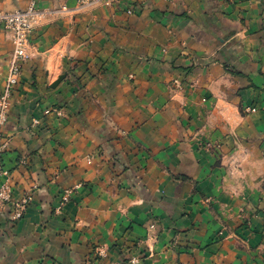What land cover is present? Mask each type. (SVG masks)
Here are the masks:
<instances>
[{"label":"crops","instance_id":"0c3cea01","mask_svg":"<svg viewBox=\"0 0 264 264\" xmlns=\"http://www.w3.org/2000/svg\"><path fill=\"white\" fill-rule=\"evenodd\" d=\"M36 7L1 157L12 200H32L18 220L0 203V264H264V0ZM11 48L0 25V90Z\"/></svg>","mask_w":264,"mask_h":264},{"label":"built area","instance_id":"2783aa9c","mask_svg":"<svg viewBox=\"0 0 264 264\" xmlns=\"http://www.w3.org/2000/svg\"><path fill=\"white\" fill-rule=\"evenodd\" d=\"M37 0H29L23 9L5 11L0 8V25L9 34L11 41V52L7 63L6 75L3 86L0 90V203L5 204L12 202L13 211L11 218L18 220L22 217L28 203L32 200V195L27 192L21 199L12 200V188L9 182L10 172L2 165V153L7 147L8 141L4 134V127L7 123L9 109L11 106V95L13 89L19 83L22 65L32 56L30 52V33L35 24L44 16L43 12L36 7ZM130 0H78L80 9H90L94 7H116L120 4L128 3ZM127 14H132L130 6L125 9ZM254 110V108H252ZM44 114H55L58 117L64 116V110L60 106H52L44 109ZM37 123V120H33ZM79 184L67 187L60 194L59 203L56 210H60L65 203L69 201L72 192L78 188ZM96 253L104 256L103 248H97ZM125 264V263H111Z\"/></svg>","mask_w":264,"mask_h":264},{"label":"rangeland","instance_id":"374dc122","mask_svg":"<svg viewBox=\"0 0 264 264\" xmlns=\"http://www.w3.org/2000/svg\"><path fill=\"white\" fill-rule=\"evenodd\" d=\"M1 9H3V8H1ZM3 10H5V11H11V10H6V9H3ZM175 83H178V82H175ZM249 107L250 108H248V106L247 107H244V111L243 112L245 114L246 113H250V112H255L257 110V108H258V107H255L254 105H251ZM252 108H254V110H252ZM229 136L232 138V140L235 143H237L239 145V143L237 141V137L233 133H230ZM210 148L213 149V151L216 153V155H220L221 156V145L215 144L213 147H210ZM245 154H246V150L243 152V155H245ZM224 166L227 167L228 173L230 175H234L240 169L239 160L234 156V154L227 156V160L224 163ZM230 191H231V194L233 196H240L241 199H244L245 198V196L243 194H239V193H241V191L240 190H237L234 187H231ZM233 215H234V218H235V221H236V227H234L232 229V232L233 233H231L230 236L236 238L237 240H239L240 242H242L244 245H246V244H248L249 235L242 233L243 231L236 232V229H238V228L240 229L241 228L243 230V227L245 225L248 226L250 223H249L248 219L246 218V216L244 215L243 208H238L237 211L233 212ZM149 228H154V225L151 224L149 226ZM220 234L221 233H219V235ZM99 248H102V247L99 246ZM95 253H96V251H95ZM96 255H97V253H96ZM100 257H105V255L104 256H100ZM138 260H140L139 257L133 256V257H128V258H126V259H124L122 261L111 262V263L135 264V263L138 262ZM111 263H109V264H111Z\"/></svg>","mask_w":264,"mask_h":264},{"label":"water","instance_id":"95a60500","mask_svg":"<svg viewBox=\"0 0 264 264\" xmlns=\"http://www.w3.org/2000/svg\"><path fill=\"white\" fill-rule=\"evenodd\" d=\"M64 77V74L60 75L54 82L53 84L51 85V87H55L59 82L60 80Z\"/></svg>","mask_w":264,"mask_h":264}]
</instances>
